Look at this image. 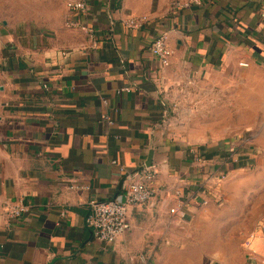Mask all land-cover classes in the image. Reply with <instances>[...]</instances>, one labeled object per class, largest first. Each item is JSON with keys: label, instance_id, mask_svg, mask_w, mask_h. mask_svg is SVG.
Instances as JSON below:
<instances>
[{"label": "crops", "instance_id": "0c3cea01", "mask_svg": "<svg viewBox=\"0 0 264 264\" xmlns=\"http://www.w3.org/2000/svg\"><path fill=\"white\" fill-rule=\"evenodd\" d=\"M85 1L86 12L77 13L67 0H0V264H264V214L252 221L248 251L231 255L191 236L206 222L201 216L220 207L211 203L183 219L168 212L173 190L193 181L200 149L214 155L202 171L230 151L249 155L243 166H226L225 202L239 171L258 161L231 127L197 123L193 134L177 113L194 93L216 92L191 90V83L264 70L263 0L188 8L173 6L187 0ZM130 16L147 22L126 29ZM161 34L172 53L167 67L149 50ZM148 159L159 192L129 209V232L114 244L98 241L85 226L89 201L117 199L121 170ZM18 202L29 212L9 220Z\"/></svg>", "mask_w": 264, "mask_h": 264}, {"label": "rangeland", "instance_id": "374dc122", "mask_svg": "<svg viewBox=\"0 0 264 264\" xmlns=\"http://www.w3.org/2000/svg\"><path fill=\"white\" fill-rule=\"evenodd\" d=\"M189 86L195 91L216 90L206 97L200 94L201 98L194 93L189 102L188 99L181 101L177 114L180 120L181 117L189 118V132H200L197 123L224 128L219 132L231 127L227 132L236 141L253 146L258 159L252 167L239 171L230 183L226 202L223 196L220 205L214 204L220 208L206 212L201 216L206 222L190 229L192 240L199 241L207 249L219 246L222 252L228 251L231 255L240 250L248 251L245 243L251 238L248 232L252 221L264 214V70L246 76L229 74L212 82L200 81ZM187 233L190 232L187 230Z\"/></svg>", "mask_w": 264, "mask_h": 264}, {"label": "built area", "instance_id": "2783aa9c", "mask_svg": "<svg viewBox=\"0 0 264 264\" xmlns=\"http://www.w3.org/2000/svg\"><path fill=\"white\" fill-rule=\"evenodd\" d=\"M208 0H187L184 4H174V7H199L207 3ZM66 7L69 11L85 13L87 3L85 0H67ZM259 17L264 19V0L259 8ZM147 22L146 17H127L122 21L123 26L129 30H139ZM67 27L78 28L84 31L89 37H93L92 29L75 22H68ZM150 53L158 62L160 67L169 66L171 51L167 45L165 34L155 37L150 44ZM245 67L246 64H240ZM126 91V89L124 90ZM104 102V101H103ZM109 122V118L105 117ZM236 140V139H235ZM246 151H230L215 169L202 171L200 168L209 163L210 159L194 156V164L197 167L190 183L176 188L173 191L174 204L168 210L172 217L183 219L186 213L207 207L208 205H220L222 202L221 185L227 177L226 166L237 164L239 158L246 157ZM238 153V155H237ZM245 155V156H244ZM122 179L120 182L121 194L117 199L89 201L90 213L85 218V226L90 229L93 236L98 241L114 244L119 237L129 232L131 229L127 221V213L130 208L143 206L150 203L159 190L154 188L158 169L155 165L150 167L142 166L132 172L121 170ZM186 178V177H184ZM72 190H82L83 186H70ZM29 212V207L18 202L8 209L9 220H16ZM249 249L250 241L246 244ZM251 251V250H250ZM252 253V251H251ZM142 263L146 262L144 256H140Z\"/></svg>", "mask_w": 264, "mask_h": 264}, {"label": "trees", "instance_id": "16d2710c", "mask_svg": "<svg viewBox=\"0 0 264 264\" xmlns=\"http://www.w3.org/2000/svg\"><path fill=\"white\" fill-rule=\"evenodd\" d=\"M198 153H199V155H200V157H202V158H204V159H212L213 158V153H203L202 152V149H200L199 151H198ZM225 156V155H224ZM223 156V157H224ZM246 158V157H245ZM246 159H244V157L243 158H240L239 159V161L240 162H238L237 164H234V166L236 167V166H243L244 164H245V162H247V160L245 161Z\"/></svg>", "mask_w": 264, "mask_h": 264}, {"label": "water", "instance_id": "95a60500", "mask_svg": "<svg viewBox=\"0 0 264 264\" xmlns=\"http://www.w3.org/2000/svg\"><path fill=\"white\" fill-rule=\"evenodd\" d=\"M152 165L150 159H148L145 163V167H150Z\"/></svg>", "mask_w": 264, "mask_h": 264}]
</instances>
